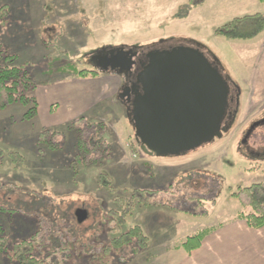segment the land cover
<instances>
[{
	"label": "rangeland",
	"instance_id": "374dc122",
	"mask_svg": "<svg viewBox=\"0 0 264 264\" xmlns=\"http://www.w3.org/2000/svg\"><path fill=\"white\" fill-rule=\"evenodd\" d=\"M189 1L0 0L10 14L0 26V47L29 71L32 84L19 95L37 103L36 114H31V100L0 109L1 244L13 247L41 228L39 239L59 241L48 264H164L171 260L164 245L180 246L189 235L237 220L241 207L232 193L264 182V31L249 41L230 40L216 31L235 18L264 16V3L203 0L189 7ZM177 46L200 47L209 61L217 60L222 75L241 91L240 107L221 138L181 156H147L135 142L127 106L118 100L124 80L97 71L93 57L105 49ZM69 62L98 75L62 73ZM102 88L104 95L96 98ZM100 123L109 154L103 164L80 166L77 136L84 130L88 137ZM11 153L24 162H13ZM100 174L110 178L112 196L97 188ZM134 190L156 191L149 195L153 203L136 207L117 234L139 226L147 247L134 242L124 251L102 252L103 242L92 241L107 233L101 224L107 209L115 207L113 198ZM195 195L204 199L202 206L190 200ZM57 204L67 220L51 210ZM77 209L90 217L76 228L81 242L63 253L64 239L73 240ZM51 221L62 226L55 233ZM66 225L70 232L62 237ZM0 264L16 262L0 254Z\"/></svg>",
	"mask_w": 264,
	"mask_h": 264
},
{
	"label": "water",
	"instance_id": "95a60500",
	"mask_svg": "<svg viewBox=\"0 0 264 264\" xmlns=\"http://www.w3.org/2000/svg\"><path fill=\"white\" fill-rule=\"evenodd\" d=\"M145 60L132 85H125L118 100L127 106L135 142L147 156H181L221 138L237 113H228V77L200 48L184 46L144 51L139 48L101 50L93 57L99 72L125 76ZM239 102L236 101L238 108ZM77 223L88 212H74Z\"/></svg>",
	"mask_w": 264,
	"mask_h": 264
},
{
	"label": "trees",
	"instance_id": "16d2710c",
	"mask_svg": "<svg viewBox=\"0 0 264 264\" xmlns=\"http://www.w3.org/2000/svg\"><path fill=\"white\" fill-rule=\"evenodd\" d=\"M202 1L203 0H190L189 7L198 5ZM260 1L264 3V0ZM9 15V8L7 5L0 6V26L8 21ZM263 31L264 16L261 14H253L233 19L229 23L219 28L216 31V34L230 40L249 41L255 39ZM15 61V55H7L0 47V109H4L16 102L28 103L31 100L35 104L31 110V114H36L37 103L35 99L19 95L20 90H26L32 84L30 80V73L24 66L15 65ZM210 62L217 64L222 74L218 61L214 60ZM61 72L81 78H94L98 75L96 71L79 70L76 65L70 62L67 63L63 69H61ZM224 77H228V85L231 90L233 88L232 92L234 96L238 97L239 88L231 82L229 76L224 75ZM232 108L233 111L237 110L236 104ZM104 129V124L100 123V125H96V127L93 128V131L88 135V137L83 136L84 130L78 134V153L76 154L75 158L77 159V162L80 166L88 168L90 166L103 164L105 157L110 151L104 138ZM9 156L11 160L17 164L24 162V158L18 153H11ZM2 157L3 151L0 149V165L2 163ZM97 188L107 193L109 196L114 194V187L110 181V178L106 174H100L98 176ZM200 190L201 188H198V191ZM155 192L156 191L134 190L131 195H128L127 197L117 196L113 198L111 203L115 207L107 209L104 221L101 223L105 224L107 233H105L101 239L99 237H94V241H92V243H95V245H100L103 242L101 244V249L102 252L106 253H111V249H114L115 251H124L127 248H131L132 243L134 242L137 243V246L143 249L146 248L148 245V238L143 233L141 227H128L125 231L119 233V235L117 234V231H119L122 226L126 224L129 216L132 215L136 207L150 206L153 203L149 195L153 193L155 194ZM232 197L238 201L241 207V210L236 216L237 220L244 221L247 227L250 229L257 230L264 227V182L255 183L244 188L239 187L232 193ZM190 200L197 201L196 203H200L202 206L201 201L204 199L195 195L191 196ZM58 207L59 204H57V206L54 208H51V210L54 212V210L57 209L58 218L61 221L67 220V215L61 212V208L58 209ZM89 217L90 215L88 218ZM73 218L75 222L74 225L72 224L73 230L71 238L73 240L67 241L64 239V243L66 242L65 246L60 249L63 253L67 252L69 249H72V246L75 244H79L81 242V234H79V231L76 228H78L83 223H77L74 214ZM51 224L52 225L50 229L52 233H55L54 229L62 227L58 224H54L53 222ZM218 227H220V225L217 227H208L198 231L193 235L187 236L180 247L187 253L195 251L202 245L204 239L213 233ZM66 228H68V230L60 232L62 233V237L70 232V227L66 225L64 226V229ZM41 231L43 230L40 228L36 232V235H32L29 239H25L19 243H16L13 247H9L10 245L7 242H5V245L1 244V241H3V239L5 240V238L0 236V254L7 257L9 260H14L16 264H48L49 261L51 262L50 259L55 254H57V251L55 252L54 244L57 242L59 243V241L54 238L53 240L51 239L52 243L49 244V242L47 243L43 237L39 239ZM82 232L84 234L86 231L83 230ZM59 252L60 251H58V253ZM10 254L12 256H10ZM96 258L97 256H94L93 260Z\"/></svg>",
	"mask_w": 264,
	"mask_h": 264
},
{
	"label": "crops",
	"instance_id": "0c3cea01",
	"mask_svg": "<svg viewBox=\"0 0 264 264\" xmlns=\"http://www.w3.org/2000/svg\"><path fill=\"white\" fill-rule=\"evenodd\" d=\"M105 91H96V98ZM240 96L239 89V107ZM180 246L164 245L166 255L171 256L164 264H264V227L254 230L244 221L232 220L220 225L195 251L187 253Z\"/></svg>",
	"mask_w": 264,
	"mask_h": 264
},
{
	"label": "flooded vegetation",
	"instance_id": "af4514ba",
	"mask_svg": "<svg viewBox=\"0 0 264 264\" xmlns=\"http://www.w3.org/2000/svg\"><path fill=\"white\" fill-rule=\"evenodd\" d=\"M144 61H145V60L143 59V57L141 56V54H139V55H138V59H137V64H136V66H134L131 70L126 71V73H125L126 75H125V76H120V77L124 80L123 87H124L125 85H129V86H130V85H132V84L135 82V78H136L138 72L140 71L141 65H142V63H143ZM108 72H109V71H108ZM108 72H105V73H108ZM232 90H233V88H232ZM232 90L230 89V95H229V98H228V100H229V106H228V110H227V114H226V117H225L224 122L227 121L228 113H233V114H234L235 111L232 110V109H233L232 107L235 106L236 101L239 102V96H238V97L234 96ZM238 107H239V105H238ZM235 117H236V115L234 116V119H235ZM232 122H233V121H232ZM74 216H75V215H74ZM88 216H89V214H88ZM87 219H88V218H87ZM85 222H86V221H85ZM83 223H84V222H83Z\"/></svg>",
	"mask_w": 264,
	"mask_h": 264
}]
</instances>
